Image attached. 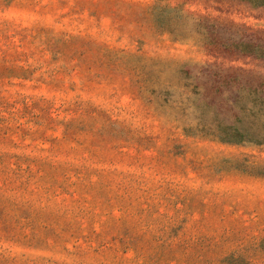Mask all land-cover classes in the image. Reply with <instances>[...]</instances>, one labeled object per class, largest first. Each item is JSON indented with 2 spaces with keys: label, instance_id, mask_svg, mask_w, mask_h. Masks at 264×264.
Listing matches in <instances>:
<instances>
[{
  "label": "rangeland",
  "instance_id": "1",
  "mask_svg": "<svg viewBox=\"0 0 264 264\" xmlns=\"http://www.w3.org/2000/svg\"><path fill=\"white\" fill-rule=\"evenodd\" d=\"M251 37L243 0H0V264H264V144L216 135Z\"/></svg>",
  "mask_w": 264,
  "mask_h": 264
},
{
  "label": "trees",
  "instance_id": "2",
  "mask_svg": "<svg viewBox=\"0 0 264 264\" xmlns=\"http://www.w3.org/2000/svg\"><path fill=\"white\" fill-rule=\"evenodd\" d=\"M243 1L249 2L253 6L264 7V0ZM229 47L264 59V38L251 37L233 42ZM237 106L240 113L235 123L221 126L226 133L216 134L219 140L231 144L246 142L264 144V93H257L248 102L240 100Z\"/></svg>",
  "mask_w": 264,
  "mask_h": 264
}]
</instances>
